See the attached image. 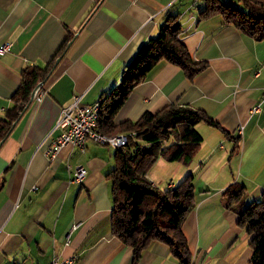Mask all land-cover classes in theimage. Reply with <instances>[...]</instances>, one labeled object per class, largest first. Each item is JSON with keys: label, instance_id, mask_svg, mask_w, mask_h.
Wrapping results in <instances>:
<instances>
[{"label": "crops", "instance_id": "1", "mask_svg": "<svg viewBox=\"0 0 264 264\" xmlns=\"http://www.w3.org/2000/svg\"><path fill=\"white\" fill-rule=\"evenodd\" d=\"M198 1L0 0V43H11L0 54V119L14 105L22 69L51 64L41 100L31 98L0 141V264H48L54 256L72 257L70 264H133V248L111 231L106 175L116 147L89 139L84 150L67 144L52 157L46 151L58 133L61 108L76 94L82 103L100 101L120 82L139 45L158 33L168 11L179 14L183 42L207 67L190 79L161 60L132 88L114 121L180 102L204 109L238 136L232 151L234 139L200 121L203 140L192 162L158 158L147 175L166 189L193 173L195 201L182 224L192 264H251L252 235L224 205L223 190L233 181L244 183L245 202L264 191V38L220 14L201 17L204 4L196 9ZM78 164L86 168L81 182L72 180ZM137 264L178 259L156 240Z\"/></svg>", "mask_w": 264, "mask_h": 264}, {"label": "trees", "instance_id": "2", "mask_svg": "<svg viewBox=\"0 0 264 264\" xmlns=\"http://www.w3.org/2000/svg\"><path fill=\"white\" fill-rule=\"evenodd\" d=\"M201 17L220 14L223 20L241 30L264 38V0H203ZM178 13L166 12L158 33L142 42L121 73V80L100 97V111L95 126L106 134L126 133L125 145L116 147L114 166L107 172L111 182V231L133 248L132 262L137 264L153 241L170 246L178 264H192V252L182 224L195 201L193 173L175 186L161 189L148 178V170L158 158L189 165L200 149L203 136L196 127L200 121L221 128L235 140L238 136L220 126L204 109L188 103L170 102L156 112L144 111L136 120L114 121V116L132 88L141 82L161 60L178 65L192 79L207 67L205 60L192 57L183 42ZM71 39L66 40L58 50ZM45 67L27 65L21 71V82L12 95L14 105L0 119V141L31 100L33 87L46 77ZM134 132L133 135L129 133ZM246 185L229 183L223 190L225 206L236 211L238 223L251 234V264H264V191L259 199L245 202Z\"/></svg>", "mask_w": 264, "mask_h": 264}, {"label": "built area", "instance_id": "3", "mask_svg": "<svg viewBox=\"0 0 264 264\" xmlns=\"http://www.w3.org/2000/svg\"><path fill=\"white\" fill-rule=\"evenodd\" d=\"M10 45V42H1L0 54L6 52ZM44 83V80H41L33 87V99H36L37 101L41 100L45 93ZM80 99L81 95L76 94L73 96L70 104L61 108L55 125V128L58 129V133L46 151L48 156H55L58 151L67 144L78 146L84 150L89 139L104 142L114 147L126 144L128 139L126 133H123V138H121L119 142H112V136H95L89 123V115L91 114L94 103H82ZM237 129L238 132H241L242 126H238ZM129 134L133 135L134 132ZM85 176L86 168L81 164L75 165L72 171V180L81 182ZM72 260V257L59 258L58 256H54L48 264H70Z\"/></svg>", "mask_w": 264, "mask_h": 264}, {"label": "bare ground", "instance_id": "4", "mask_svg": "<svg viewBox=\"0 0 264 264\" xmlns=\"http://www.w3.org/2000/svg\"><path fill=\"white\" fill-rule=\"evenodd\" d=\"M100 111V104L99 102H95L92 106L91 114L89 115V123L92 127V131L94 132L95 136H104V137H111L112 136V142H119L121 138H123V133H117V134H106L99 130L98 127L95 126V122L97 120L98 114Z\"/></svg>", "mask_w": 264, "mask_h": 264}, {"label": "rangeland", "instance_id": "5", "mask_svg": "<svg viewBox=\"0 0 264 264\" xmlns=\"http://www.w3.org/2000/svg\"><path fill=\"white\" fill-rule=\"evenodd\" d=\"M223 1H230V0H223ZM231 1H234V0H231ZM204 4V1L203 0H200V1H198V3H197V5L195 6L196 7V9L198 8V7H200V6H202ZM5 53V52H4ZM31 95H32V92H31ZM200 124V123H199ZM198 124V125H199ZM240 126H242V125H240ZM242 131H243V126H242V129H241V132H238V130H237V132L239 133V134H241L242 133ZM102 143H104V142H102ZM107 144V143H106ZM179 180H176V182H178ZM163 187V186H162ZM161 189H164V188H161Z\"/></svg>", "mask_w": 264, "mask_h": 264}, {"label": "water", "instance_id": "6", "mask_svg": "<svg viewBox=\"0 0 264 264\" xmlns=\"http://www.w3.org/2000/svg\"><path fill=\"white\" fill-rule=\"evenodd\" d=\"M31 98H33V96L31 95Z\"/></svg>", "mask_w": 264, "mask_h": 264}]
</instances>
